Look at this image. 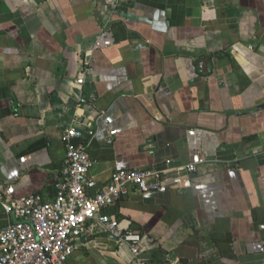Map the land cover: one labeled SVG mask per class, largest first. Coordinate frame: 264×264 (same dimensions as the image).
I'll return each mask as SVG.
<instances>
[{
  "label": "crops",
  "instance_id": "0c3cea01",
  "mask_svg": "<svg viewBox=\"0 0 264 264\" xmlns=\"http://www.w3.org/2000/svg\"><path fill=\"white\" fill-rule=\"evenodd\" d=\"M69 126L94 132L93 190L145 167L166 190L100 210L66 264H133L103 214L140 234L145 264H264V0H0V179L15 198L55 195ZM10 219L0 205V229Z\"/></svg>",
  "mask_w": 264,
  "mask_h": 264
},
{
  "label": "built area",
  "instance_id": "2783aa9c",
  "mask_svg": "<svg viewBox=\"0 0 264 264\" xmlns=\"http://www.w3.org/2000/svg\"><path fill=\"white\" fill-rule=\"evenodd\" d=\"M80 83L83 79L78 80ZM79 101L85 103V97ZM88 139L81 128L69 126L62 139L66 156L61 177L56 182V193L48 200L38 195L15 198L8 182L0 179V205L11 218L0 229V264H66L76 242L87 234L88 223L100 210L111 206L130 189L142 192H163L165 170L145 167L116 169L107 182L93 190L94 182L88 177L92 160ZM195 171L194 163L184 167ZM106 231L119 243H127L134 256L133 264H145L138 257L141 236L123 229L119 222L107 215L100 216ZM166 264H181L169 261Z\"/></svg>",
  "mask_w": 264,
  "mask_h": 264
}]
</instances>
